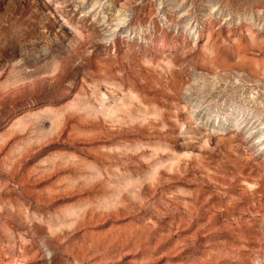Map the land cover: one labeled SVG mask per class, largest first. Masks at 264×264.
I'll use <instances>...</instances> for the list:
<instances>
[{"label":"rangeland","instance_id":"1","mask_svg":"<svg viewBox=\"0 0 264 264\" xmlns=\"http://www.w3.org/2000/svg\"><path fill=\"white\" fill-rule=\"evenodd\" d=\"M0 264H264V0H0Z\"/></svg>","mask_w":264,"mask_h":264}]
</instances>
